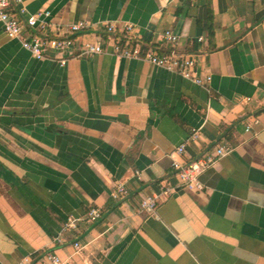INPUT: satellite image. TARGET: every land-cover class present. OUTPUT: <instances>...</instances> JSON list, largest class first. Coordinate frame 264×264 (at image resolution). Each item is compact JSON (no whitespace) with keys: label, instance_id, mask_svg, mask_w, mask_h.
<instances>
[{"label":"crops","instance_id":"crops-1","mask_svg":"<svg viewBox=\"0 0 264 264\" xmlns=\"http://www.w3.org/2000/svg\"><path fill=\"white\" fill-rule=\"evenodd\" d=\"M23 6L25 17L50 12L54 24L131 23L160 54L171 30L179 54L212 80L196 85L108 53L39 61L0 25V264H50L49 254L65 264H264V0ZM182 144L187 162L232 149L200 176V192L178 189L172 158ZM119 183L128 195L116 201ZM166 184L176 188L169 196ZM153 194L155 213L142 212ZM92 206L103 210L98 222L63 232Z\"/></svg>","mask_w":264,"mask_h":264},{"label":"built area","instance_id":"built-area-1","mask_svg":"<svg viewBox=\"0 0 264 264\" xmlns=\"http://www.w3.org/2000/svg\"><path fill=\"white\" fill-rule=\"evenodd\" d=\"M25 12L23 0H0V25L4 34L9 39L18 41L22 48L36 60L58 59L59 64L65 66L67 61L72 59H86L108 53L127 60L149 63L196 85L204 86L212 80L211 76L202 77L199 74L195 56L179 54L177 51L179 36L171 30L163 34L168 50L160 54L153 48L145 47L138 42L137 28L131 23L119 25L108 22L102 24L99 29L86 21L67 25L54 24L50 21V12H40L27 17ZM90 30L100 31L98 39L93 43L81 42L80 36ZM197 41L202 42L203 38L199 37ZM251 127L252 124L249 123L246 131L249 132ZM197 137L198 134L194 133L190 139L195 141ZM231 150L229 147L222 146L196 161L187 162L184 159L186 144L179 146L175 151L177 158H172V168L179 180L178 189L202 191L203 184L200 176ZM175 189L170 184H166L162 194L169 196ZM127 195L128 189L122 183L117 184L112 192V198L116 201ZM158 200L159 196L155 194L143 198L140 202V210L154 214ZM102 216L103 210L92 206L82 218L68 217L63 232L76 231L81 223L92 225ZM74 248L75 253L80 254L84 246L80 242H75ZM47 259L50 264H65L56 254H49ZM19 264L34 263L32 258L27 256Z\"/></svg>","mask_w":264,"mask_h":264},{"label":"trees","instance_id":"trees-1","mask_svg":"<svg viewBox=\"0 0 264 264\" xmlns=\"http://www.w3.org/2000/svg\"><path fill=\"white\" fill-rule=\"evenodd\" d=\"M206 28L209 30L210 32V37H213V29H212V21L211 19H208L207 23H206Z\"/></svg>","mask_w":264,"mask_h":264}]
</instances>
